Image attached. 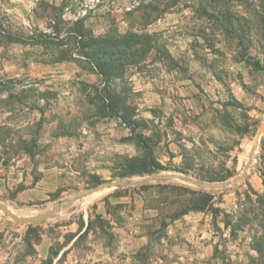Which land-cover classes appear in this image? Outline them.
Returning a JSON list of instances; mask_svg holds the SVG:
<instances>
[{
	"label": "rangeland",
	"instance_id": "374dc122",
	"mask_svg": "<svg viewBox=\"0 0 264 264\" xmlns=\"http://www.w3.org/2000/svg\"><path fill=\"white\" fill-rule=\"evenodd\" d=\"M263 123L264 0H0V202L80 196L0 212V264H264Z\"/></svg>",
	"mask_w": 264,
	"mask_h": 264
},
{
	"label": "water",
	"instance_id": "95a60500",
	"mask_svg": "<svg viewBox=\"0 0 264 264\" xmlns=\"http://www.w3.org/2000/svg\"><path fill=\"white\" fill-rule=\"evenodd\" d=\"M263 126H264V123H263ZM254 153H255V148H252L250 150V152H249L248 160H247L246 164L243 167L242 174L240 176L236 177L234 179V182H239L240 180H242L244 178L246 171L249 169V167H250V165L252 163V160H253V157H254ZM166 179L167 178L165 176L156 175V176H150L148 179L144 180L143 182H147V181H151V180L163 181V180H166ZM179 179L185 180L182 177H179ZM143 182H137V184L143 183ZM124 184H125L124 181L107 182L105 184H102L100 186H97L95 188H92V189L88 190L86 192V194L95 193V192H98L100 190L107 189V188H111V187L123 186ZM221 186L222 185H217V184H211L210 185V187H212V188H220ZM78 198H80V196L71 199L66 205H57L54 208H51V209H49L46 212H43V213L38 214V215H35V216H30V217H19V216L14 215L8 209V207L6 205L2 204L1 202H0V212H2L5 216L9 217L10 219H12L13 221H15L16 223H19V224L30 223L31 224V223H36V222H38L40 220H43V219L52 217L57 210L65 209L67 206H69L70 204H72Z\"/></svg>",
	"mask_w": 264,
	"mask_h": 264
},
{
	"label": "trees",
	"instance_id": "16d2710c",
	"mask_svg": "<svg viewBox=\"0 0 264 264\" xmlns=\"http://www.w3.org/2000/svg\"><path fill=\"white\" fill-rule=\"evenodd\" d=\"M139 46L140 43L135 40L134 38L131 37H127L124 38L121 41L118 42H103L101 44V47L98 49L99 52H103V53H110L111 55L109 56V59L113 61V63H115L116 65L118 63H122L123 60H127L129 59L131 56H137V53L139 51ZM97 56V55H96ZM95 57H91L93 59L94 62L97 61L96 65L94 66V69L97 71L98 75H100L101 77L105 78L106 77V73H105V68H108V64L104 63L101 64L102 61L100 60V58L96 59ZM109 63V62H108ZM112 63V62H110ZM110 67V66H109ZM120 67V65L118 66V68ZM117 69V68H116ZM110 71H112L111 67L110 69H108ZM108 71V72H110ZM153 168V166H151ZM201 199V197H200ZM200 199H196V205L194 206L195 209H201V205L204 204L203 200L199 201Z\"/></svg>",
	"mask_w": 264,
	"mask_h": 264
},
{
	"label": "bare ground",
	"instance_id": "6f19581e",
	"mask_svg": "<svg viewBox=\"0 0 264 264\" xmlns=\"http://www.w3.org/2000/svg\"><path fill=\"white\" fill-rule=\"evenodd\" d=\"M258 136L253 140V142L250 144V146L248 147V155H249V152H250V150L252 149V148H255V146H256V144H257V141H258ZM254 158V157H253ZM247 160H248V158H247ZM101 191V190H100ZM8 209L14 214V215H17V216H20V212L19 213H17V212H15L13 209H11V208H9L8 207ZM24 212V211H23ZM22 212V213H23ZM40 213V212H39ZM24 214V213H23ZM27 217H29V215H26Z\"/></svg>",
	"mask_w": 264,
	"mask_h": 264
},
{
	"label": "built area",
	"instance_id": "2783aa9c",
	"mask_svg": "<svg viewBox=\"0 0 264 264\" xmlns=\"http://www.w3.org/2000/svg\"><path fill=\"white\" fill-rule=\"evenodd\" d=\"M96 1H98V0H96ZM82 13L85 14V11H83Z\"/></svg>",
	"mask_w": 264,
	"mask_h": 264
}]
</instances>
